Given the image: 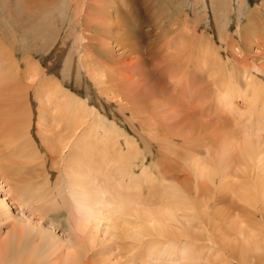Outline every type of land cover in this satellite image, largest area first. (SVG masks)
I'll use <instances>...</instances> for the list:
<instances>
[{"label":"bare ground","instance_id":"1","mask_svg":"<svg viewBox=\"0 0 264 264\" xmlns=\"http://www.w3.org/2000/svg\"><path fill=\"white\" fill-rule=\"evenodd\" d=\"M27 1L44 5L43 0H24L26 4ZM252 20H256L254 16ZM128 23L124 24L128 26ZM261 25L263 23L257 26ZM124 31L125 35L117 38L119 47L127 48H123L124 54L120 57L123 60H119L122 66L132 63L137 50L142 52L136 43L128 41L127 35L134 31ZM256 48L264 51L258 35ZM13 53L7 57L0 53V66L3 67L0 72V124L15 126L7 139L0 134V157L8 162L0 161V172L4 181H9L16 190L20 203L32 206L30 212L34 216L37 214L42 224L34 225L32 221L18 218L12 221L15 218L9 215L7 204L0 200V216L7 214L8 218L3 220H11L6 232L0 225V264H109L102 248H99L102 259L98 263L94 259L92 249L96 247L99 226L104 228V236L113 241L111 246L125 258L124 264H264L262 79L249 74L250 88L246 90L251 96L252 121L240 117L248 121L249 132L238 140L235 130L231 133L223 126L225 130L222 131L228 133L213 137L220 128L203 132L206 124L200 121H192L186 128L180 126L182 130L171 127L174 122L168 126L163 122V127L157 118L160 115L157 105L164 106L159 103L163 90L154 97L155 101L144 93L136 95L135 100L124 91V84L128 87L132 80L131 75L123 81L107 62L99 61L100 57L109 60V54L102 51L104 54L99 55L96 63L91 54L84 52L79 63L97 88L99 102L105 107L108 100L115 99L117 106L122 104L121 110L126 108L124 111H129L134 120L140 118L138 125L146 131L141 133L155 141L156 149L153 147L155 150L149 153L146 148L149 142L143 136L139 139L141 134L133 137L135 128L130 136L122 128L118 114L107 116L103 108H96L93 101L90 103L89 97L80 98L64 88L62 81L57 77L53 79L54 74L48 79L49 83L43 82L47 76L40 66H35L34 57L31 59L35 64L28 63L21 71ZM141 55L136 58L146 64ZM96 64L108 68L103 71ZM66 66V70L71 71V65L67 63ZM253 68L260 70L257 66ZM142 73L145 81L148 72ZM244 73L248 77L249 71ZM238 88L231 89L228 85L225 89L233 91L236 97L247 98V92L241 93ZM32 95L38 112L35 122L40 133H37L42 135L40 146L37 145L43 153L39 155V163L22 166L33 162L37 154L28 135L35 112ZM234 95L221 93L220 100L226 110H233ZM229 110V115L237 114ZM177 111L171 112L176 114ZM238 113L236 116L241 115L240 111ZM240 119L237 118L239 123ZM245 123H241L242 127L238 123L236 126L243 129ZM56 229L65 232L66 238L57 235ZM119 241L121 245L115 246Z\"/></svg>","mask_w":264,"mask_h":264},{"label":"rangeland","instance_id":"2","mask_svg":"<svg viewBox=\"0 0 264 264\" xmlns=\"http://www.w3.org/2000/svg\"><path fill=\"white\" fill-rule=\"evenodd\" d=\"M21 1L0 0V53L7 57L10 52H14L16 60L21 65V71H24L26 64L33 65L36 63L35 66H40L41 72L45 71L43 73L47 76L43 82L49 83L50 80L48 79H51V74H54L53 79L57 77L56 79L59 82L62 81L64 88L80 98L89 97L90 103L92 104L93 101L96 108H103L107 116L112 114L110 117H114L113 115L118 114L121 119V123H119L123 124L122 128L124 127L123 129L130 136H133L134 133L133 137H139L140 139V136H143L147 140L145 141L149 142L146 145V148L150 150L149 153L151 150L153 152L156 149L154 147L155 141L153 142L149 135L142 134L146 131L144 132L138 125L140 118L134 120L129 111H124L126 108L123 107L124 109L121 110L122 104H119L120 107L117 106L118 103L115 99L108 100L110 104L107 105L106 99L102 98V102H106L104 103L107 105L105 107L99 102L97 88L93 85L89 75L87 76L83 70L81 63H79L80 56L84 52H86L85 54H91L96 63H98L99 55L102 56L105 52V54H109L112 58L105 60L100 57L99 61L103 62L104 60V63L107 62V66L114 69L123 81L127 76L130 78L131 75L132 78L130 79L132 80H130L128 87L124 84V91L127 90L128 95L134 96L133 99L135 100L136 95L144 93V95H149L146 96L148 99L151 98V101H155L156 98L154 99V97H157L159 93L162 94L161 90H163L164 95L159 103L162 102L164 106L157 105L160 113L157 118L162 126L164 123H166L164 126H168V123L170 125V122L172 124L174 122L171 127L182 130L183 128H180V126L184 125L183 127L186 128L192 121H200L203 125L206 124L203 132L210 131L213 127L217 130L220 128V132L217 134L213 135L212 132H208L216 137L218 134L223 135L230 130L233 133L232 131L235 130L234 133L238 140H241L249 132L250 128L246 125L249 124L248 121H252L249 107L251 96L249 91L246 90V88H250L251 78L249 74L251 73L256 79L260 78L259 80L262 79L261 81L264 82V67H262L264 65V51L259 52L256 48V35L261 38L262 44H264V3L262 0H43L44 5L36 4L34 1H27V4L24 0ZM253 16L256 19L254 21L252 20ZM122 18H125V20ZM103 22L106 24H103ZM125 22H129L128 26L124 24ZM262 23L263 25L257 26ZM129 24L132 26L129 27ZM252 25L255 27L253 28ZM132 28L135 35L130 34ZM125 29L130 30V33H128L130 35H127V38L130 37L128 41L136 43L142 52L137 50L133 54L135 59L131 61L132 63L123 64L122 66L119 60H123L120 57L121 54H124V47H119L117 38L120 39L123 34L125 35ZM252 34L253 36H251ZM124 50H127V48H124ZM139 55L143 56L142 60L147 61L146 64L136 58ZM26 58L30 59L31 62L33 60L37 62L31 63ZM95 60L93 63H95ZM67 63L71 65V71L66 70ZM96 66L103 68V71L108 68L106 65L101 67V65L96 64ZM253 66L259 67L260 70L255 71ZM0 67V72H2L3 67ZM244 70L249 71L248 77H246ZM142 72H148V78L145 81L142 79ZM215 85L217 87H214ZM228 85L231 89L232 87L233 89L239 87L241 93L247 92L245 94L247 98L244 99L241 95L236 97L233 91L225 89ZM244 88L245 90H243ZM221 93L234 95L233 104L231 105V108H234L233 110L227 108V110L233 111V114L234 112L239 114L240 111V116H236L237 114L235 116L229 115L230 113L226 110L225 104L223 105L224 102L220 100ZM32 97L33 95L31 96V103L35 112L28 135L30 134L32 137L30 139L33 140L36 146L37 154H35L33 162L22 164V166H32L39 163L41 161L39 155L43 153V150H40L39 147L42 135L39 136L38 133L40 132L36 127L37 122H35L36 113H38L36 111L37 105L35 98ZM170 108H173V110ZM234 109H237V112ZM171 111L173 113H175L174 111L177 112L173 114ZM241 116L243 120L247 119L248 121H242ZM237 118L241 120L240 123ZM122 120H124L123 123ZM244 122L247 123H245L246 127H243V130L239 126ZM232 123L235 124V127ZM237 123L240 125L236 126ZM157 124L158 121L155 125ZM5 125V123L0 124V134L3 135V139H7L15 131V126ZM223 126L228 131L223 132L222 130H225ZM132 131L134 132L130 133ZM242 131L243 133H241ZM262 131H260L261 136ZM138 134L141 135L138 136ZM180 145L184 146L182 142H180ZM0 161L7 162L2 157H0ZM1 170L2 167H0ZM1 172L0 200L7 204L9 215L15 218L11 220L15 221L18 218L26 222L32 221L31 223L34 225H41L42 221L37 218V214L34 216L30 212L32 206L26 203H23V206L20 203L19 197L16 196V190L9 185V181H4ZM5 218H8L7 214L0 216V220ZM11 220L0 222L2 231L6 232V226L9 225ZM103 229L102 226H99L97 233L93 232V234L96 233V247L92 249L95 252L94 259L96 263L102 259L99 252V248H102L106 252L103 256L107 258V263L124 264L125 258L118 253L117 248L111 246L113 241L108 236V238L104 236ZM55 233L66 238L65 232L56 229ZM116 245L120 246L121 242H117ZM155 260V258H152V261Z\"/></svg>","mask_w":264,"mask_h":264}]
</instances>
